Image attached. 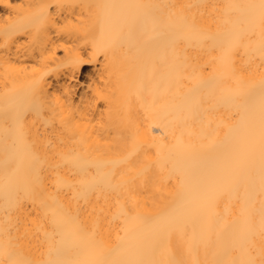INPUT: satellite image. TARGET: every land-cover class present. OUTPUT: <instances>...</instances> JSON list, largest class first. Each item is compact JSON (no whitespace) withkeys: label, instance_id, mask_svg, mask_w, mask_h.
Wrapping results in <instances>:
<instances>
[{"label":"bare ground","instance_id":"obj_1","mask_svg":"<svg viewBox=\"0 0 264 264\" xmlns=\"http://www.w3.org/2000/svg\"><path fill=\"white\" fill-rule=\"evenodd\" d=\"M0 264H264V0H0Z\"/></svg>","mask_w":264,"mask_h":264}]
</instances>
